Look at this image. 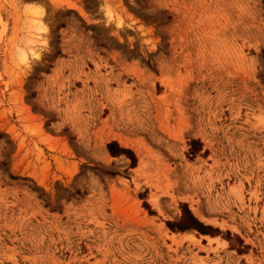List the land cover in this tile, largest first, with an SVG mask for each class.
I'll use <instances>...</instances> for the list:
<instances>
[{"label": "rangeland", "instance_id": "rangeland-1", "mask_svg": "<svg viewBox=\"0 0 264 264\" xmlns=\"http://www.w3.org/2000/svg\"><path fill=\"white\" fill-rule=\"evenodd\" d=\"M0 136V264H264V0H0Z\"/></svg>", "mask_w": 264, "mask_h": 264}, {"label": "trees", "instance_id": "trees-1", "mask_svg": "<svg viewBox=\"0 0 264 264\" xmlns=\"http://www.w3.org/2000/svg\"><path fill=\"white\" fill-rule=\"evenodd\" d=\"M200 145L201 144L198 140H191L190 153L193 154V153L198 152L201 149ZM106 147L111 156L117 157L120 155H125L131 160V164L134 166L135 157H134L133 152L130 149L119 146L116 141L108 142ZM143 205L148 208V205L146 202H143ZM184 211L187 214L188 223L183 224V225L179 224L177 226L176 225L174 226L172 222H167L166 223L167 227L170 229H177L180 231H184L186 229H195L198 232L203 233V234H211L212 232H217V233L219 232L217 228H213L209 225H204L197 218H195L193 214H191V212L187 208H184ZM226 234L228 235V232Z\"/></svg>", "mask_w": 264, "mask_h": 264}, {"label": "bare ground", "instance_id": "bare-ground-1", "mask_svg": "<svg viewBox=\"0 0 264 264\" xmlns=\"http://www.w3.org/2000/svg\"><path fill=\"white\" fill-rule=\"evenodd\" d=\"M119 140L122 141V142H126L124 138H119ZM153 202H154V204H156V205L158 204V201L155 200V199H153ZM194 213H195L199 218H201V219H204V218H205L204 215H202L198 209L194 210Z\"/></svg>", "mask_w": 264, "mask_h": 264}, {"label": "crops", "instance_id": "crops-1", "mask_svg": "<svg viewBox=\"0 0 264 264\" xmlns=\"http://www.w3.org/2000/svg\"><path fill=\"white\" fill-rule=\"evenodd\" d=\"M122 143V142H121ZM124 144H126V143H124ZM119 146H121V145H119ZM122 147V146H121ZM107 152H108V150H107ZM109 153V152H108Z\"/></svg>", "mask_w": 264, "mask_h": 264}]
</instances>
